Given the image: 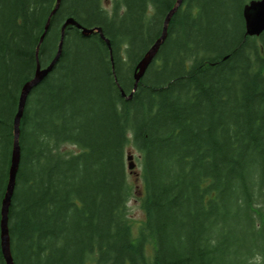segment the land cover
I'll use <instances>...</instances> for the list:
<instances>
[{
    "label": "trees",
    "instance_id": "trees-1",
    "mask_svg": "<svg viewBox=\"0 0 264 264\" xmlns=\"http://www.w3.org/2000/svg\"><path fill=\"white\" fill-rule=\"evenodd\" d=\"M249 1L183 0L128 98L177 0H114L111 11L61 0L38 58L56 0H0V264L19 97L38 62L55 57L69 17L101 27L110 47L67 26L58 62L27 98L14 264H264V32L246 33ZM130 147L146 215L136 236Z\"/></svg>",
    "mask_w": 264,
    "mask_h": 264
},
{
    "label": "water",
    "instance_id": "water-1",
    "mask_svg": "<svg viewBox=\"0 0 264 264\" xmlns=\"http://www.w3.org/2000/svg\"><path fill=\"white\" fill-rule=\"evenodd\" d=\"M182 2L183 0H177L175 6L169 11L164 21V27H163L161 36L156 40V42L151 46V48L146 52L144 57L137 64L135 75H134L135 77L134 87H133L132 92L128 96V98H131L133 96V93L137 89L140 79L143 77L148 66L150 65L152 60L155 58V56L157 55L160 49V46L162 45V43L167 37L168 25L171 20V17L174 14V12L177 10V8L182 4ZM60 4H61V0H56L54 8L50 12L46 20L44 31L39 39V42L36 48L37 58L39 57L40 45L43 42L49 30L51 19L53 15L59 9ZM243 14L245 18L247 35H251V36L260 35L264 32V0H251L248 4L245 5ZM69 25L76 26L77 28L81 29L84 35H90L92 33L98 32L100 36L106 40V42L108 43L110 47V41L104 35L101 27H93V28L85 27L81 25L80 23H78L73 17H69L65 20L62 26L61 38H60L58 50H57L55 57L50 62V64L46 67H41V65L38 62L34 77L28 82H26L21 90L17 112L14 117V143H13L11 165L9 169V180H8L6 193L2 201V208H1V245H2V252L6 260V264H14L13 256L11 253V244H10L9 210H10L11 200H12L14 190H15L16 178L18 174L20 161H21V147L19 143L21 119L23 116L24 108L26 106L27 98L29 94L31 93L32 89L36 85H38L48 75V73L54 68L55 64L58 62L62 54V46L64 42V37H65V29ZM127 158L128 160H130L129 168L132 169L134 167V163L132 161L133 155L130 153Z\"/></svg>",
    "mask_w": 264,
    "mask_h": 264
},
{
    "label": "rangeland",
    "instance_id": "rangeland-1",
    "mask_svg": "<svg viewBox=\"0 0 264 264\" xmlns=\"http://www.w3.org/2000/svg\"><path fill=\"white\" fill-rule=\"evenodd\" d=\"M102 3H103L104 8H106L108 11H111L113 4H114V0H102ZM62 150L68 151V152H78L80 150V148L76 145L67 143V144L63 145ZM129 151H131L133 154V160L132 161L134 163V167L132 169L129 168L130 160H128L126 158L127 167L129 170L128 179L132 185V194H131V197H130L127 205H128V216H129L131 223H132L133 234H134V236H136L137 228L139 227V225L141 223H143V221L146 218V215H145L144 208L142 207V205H143V202H142V199H143V180H142V177L140 174L141 162L139 161V152L136 149L130 147L127 150L126 155L130 154Z\"/></svg>",
    "mask_w": 264,
    "mask_h": 264
},
{
    "label": "bare ground",
    "instance_id": "bare-ground-1",
    "mask_svg": "<svg viewBox=\"0 0 264 264\" xmlns=\"http://www.w3.org/2000/svg\"><path fill=\"white\" fill-rule=\"evenodd\" d=\"M254 36H259V35H254Z\"/></svg>",
    "mask_w": 264,
    "mask_h": 264
}]
</instances>
